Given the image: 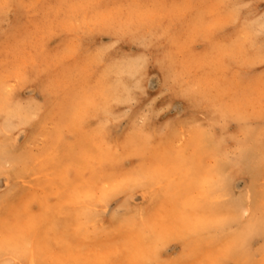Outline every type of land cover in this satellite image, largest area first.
<instances>
[{
    "label": "rangeland",
    "instance_id": "1",
    "mask_svg": "<svg viewBox=\"0 0 264 264\" xmlns=\"http://www.w3.org/2000/svg\"><path fill=\"white\" fill-rule=\"evenodd\" d=\"M196 2L201 0H0V4L13 5L0 14V105L7 95L5 88L13 89L17 100L31 97L43 103L40 89L53 81L61 92L65 117L71 121L77 93L87 95L89 81L94 83L92 78L99 79L104 71L96 49L111 42L110 37L96 33L83 38L84 51L80 50L82 31L91 33L95 29L97 12L117 14L125 20L145 13L170 18L169 9L156 6ZM249 2L256 12L264 11V0ZM88 5L105 7L93 10ZM228 20L227 16L218 17L216 23L227 24ZM119 47L121 53H133L137 48L130 40ZM9 64L12 67L5 72ZM18 65L28 71L35 66L39 78L33 76L26 82L15 71ZM177 70L186 73V80L201 84L217 97L242 94L250 88L249 82L235 71H225L217 58L203 56V50L192 45L181 50ZM262 71L264 68L257 65L252 73L259 76ZM155 76L152 71L143 96L147 103L159 98L151 128H161L172 121L174 127L165 142H174L176 151L185 154L184 161H163L171 169L164 188L148 185L105 200L103 195L116 184L117 173H129L141 166L137 156L126 151L113 150L111 155L94 151L95 133L81 131L74 122L71 131L76 135L68 140L46 128L18 126L14 138L29 162L14 165L8 179L0 176V193L11 185L7 202L0 195V239L10 240L0 246V261H17L14 255L31 254L43 264H138L159 248L162 261L183 257L187 264H214L221 247L233 238L217 240L211 225L219 217L232 214V200L246 202L250 196L255 204L264 191V177L258 171L255 175H234L238 171L226 158L227 148L207 147L199 131L186 133L185 122H199L203 113L182 96L163 89L162 80L152 85L151 77ZM142 113V109L120 106L110 125V142L127 136ZM248 113L258 123L260 105L249 108ZM228 129L229 134L236 131L234 125H228ZM259 134L257 129V137ZM4 167L0 160V170ZM117 199L128 203L114 219L112 213L120 207ZM198 223L208 224L209 230L196 231ZM252 243L258 248L261 240L256 237Z\"/></svg>",
    "mask_w": 264,
    "mask_h": 264
},
{
    "label": "snow or ice",
    "instance_id": "2",
    "mask_svg": "<svg viewBox=\"0 0 264 264\" xmlns=\"http://www.w3.org/2000/svg\"><path fill=\"white\" fill-rule=\"evenodd\" d=\"M12 7L8 3L0 4V14ZM87 7L97 10L105 6ZM156 7L169 9L170 18L145 13L139 18L125 20L117 14L97 12L95 29L91 33L82 31L81 51H84L83 38L96 33L110 37L111 42L96 49L99 65L104 66V71L99 79L92 78L94 83L89 81L87 95L77 93L72 104L71 121L65 117V104L55 82L49 81L40 89L43 103L31 97L17 100L13 89L5 88L7 95L0 105V160L5 164L0 176L3 179H8L14 165L29 162L14 138L18 126L46 128L62 140H68L76 135L71 131L74 122L81 131L95 133L92 137L94 151L99 150L104 155H111L113 150L116 153L131 152L142 161L140 167L129 173H117L116 184L103 195V199H116L129 190L137 191L148 185L163 189L171 175V169L163 161H184L185 154L176 151L174 142L170 145L165 142L166 135L174 127L172 121L161 128H151L159 98L147 103L143 96L152 71L156 72V76L151 77L152 85L157 79L162 80L163 89L182 96L203 113L199 122H185L186 133L199 131L207 147L227 148L226 158L235 171L244 175H255L258 171L264 177V71L259 76L252 73L257 65L264 68V11L256 12L249 0H224L223 3L201 0ZM178 11L182 14L177 15ZM223 16L229 17L228 23H216L217 18ZM129 40L137 46L136 51L121 53L120 44ZM186 45L202 49L205 57L211 54L217 58L225 71H235L242 80L249 82L250 88L242 94L225 93L217 97L201 84L186 80V73L177 70L179 55ZM11 67V64L6 65L5 72ZM15 71L23 75L26 82L33 76L39 78L35 66L28 71L18 65ZM4 84L7 85L8 81L5 80ZM257 103L261 110L258 123L248 113V109ZM120 106L142 109L143 113L132 123L127 136L111 143L110 125ZM93 124L95 128H92ZM228 125H234L235 133L229 134ZM257 129L260 133L258 137ZM179 134L176 133L177 136ZM3 179H0V184ZM224 183L221 178V184ZM10 188L9 184L0 193L5 202L11 197ZM224 200L228 202L227 197ZM116 202L120 207L112 213L114 219L128 203H121L119 199ZM230 208L232 214L219 217L211 225L217 240L233 238L221 247L214 264H264V191L255 204L249 196L246 202L240 199L230 201ZM93 211L99 213V209ZM209 227L208 224L198 223L195 230L207 231ZM256 237L261 240L258 248L252 243ZM6 243H10L7 237L0 239V246ZM160 251L157 248L138 264H187L183 257L162 261ZM0 264H23V261L6 260L0 261ZM101 264H107V261Z\"/></svg>",
    "mask_w": 264,
    "mask_h": 264
},
{
    "label": "bare ground",
    "instance_id": "3",
    "mask_svg": "<svg viewBox=\"0 0 264 264\" xmlns=\"http://www.w3.org/2000/svg\"><path fill=\"white\" fill-rule=\"evenodd\" d=\"M177 96V95H176ZM194 115V114H193ZM193 117V116H192ZM188 120V119H187ZM191 120V119H190ZM189 120V121H190ZM193 120V119H192ZM113 124V123H112ZM237 174H241V173H236L234 175H237ZM243 195V193H242ZM245 196V195H243ZM242 197V196H241ZM221 204V203H219ZM225 204V203H224ZM162 235V233H161ZM164 235V234H163ZM165 236V235H164ZM167 237V240H169L170 238H168L169 236H166ZM172 240V239H171ZM15 254V253H13ZM14 259L16 260H20V261H23V264H43L41 261L39 262L38 258H35L33 255H26V256H18L17 254L13 256Z\"/></svg>",
    "mask_w": 264,
    "mask_h": 264
}]
</instances>
